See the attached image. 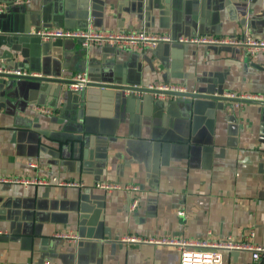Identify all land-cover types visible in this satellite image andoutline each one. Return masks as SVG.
Wrapping results in <instances>:
<instances>
[{"label":"crops","instance_id":"1","mask_svg":"<svg viewBox=\"0 0 264 264\" xmlns=\"http://www.w3.org/2000/svg\"><path fill=\"white\" fill-rule=\"evenodd\" d=\"M89 1L97 12L89 30L264 40V0ZM81 2L0 0V69L36 75L0 77V178L49 182H0V264H180L178 250L152 242L182 238L263 246L264 106L124 91L173 84L212 98L264 97V52L177 43L86 49L33 37L82 29L64 26ZM69 19L77 26L80 18ZM78 72L118 88L74 93L52 81ZM223 257L264 264L244 251Z\"/></svg>","mask_w":264,"mask_h":264},{"label":"built area","instance_id":"2","mask_svg":"<svg viewBox=\"0 0 264 264\" xmlns=\"http://www.w3.org/2000/svg\"><path fill=\"white\" fill-rule=\"evenodd\" d=\"M25 1H18L16 4L22 5ZM6 9L4 4L0 3V12ZM44 41H55V40H72L78 41L86 49H90L94 45H108L114 48L118 47H132L138 50L154 49L162 44H190V45H211V46H229L236 48H244L248 51L250 56L256 57L259 53L264 52V40H257L252 36L245 35L242 38L237 37H209L201 36L198 38H178L174 39L169 35H154L147 34L144 32L138 33H126V32H115V31H96V30H83V29H63V28H53L45 29L38 32H34ZM176 40V41H175ZM12 74L16 77H33L34 74H29L24 70L17 69L13 71L6 72L0 69V74ZM68 88L74 93L82 92L87 85L92 83V80L86 73L78 72L73 74L68 80ZM126 94H152L155 98L160 100H165L166 98H174L170 94L183 95L187 94V89L176 86L173 84H165L160 86H148L144 90L139 89H127L124 91ZM222 97V96H220ZM222 98L227 99H240L241 101L236 103L237 106L245 105L244 101L250 102H264V97L262 96H247L241 95L237 96L234 94H225ZM46 112L47 110H42ZM0 182H10V183H21L25 186L30 184H44L47 185L49 182L39 181V180H7L0 178ZM56 182V180H54ZM59 185L64 186H81V184L75 182H59ZM99 188L106 190L108 192L112 191H122L128 194L134 193L138 194L140 188L138 186L127 185L121 186L117 184L101 183L98 185ZM138 198H134L131 202V209L135 210L138 206ZM184 215V212H180ZM1 233V232H0ZM56 237L70 240L76 239L74 235L70 234H57ZM129 243H139L140 240L136 238L126 239ZM160 247L173 248L178 250L180 254V264H224L223 254L226 251H244L249 252L252 255L254 261H264V245L254 246L249 243L238 242L232 238H227L220 241H213L210 239L206 240H188V239H168L159 240L152 242ZM45 264H53L46 262Z\"/></svg>","mask_w":264,"mask_h":264},{"label":"water","instance_id":"3","mask_svg":"<svg viewBox=\"0 0 264 264\" xmlns=\"http://www.w3.org/2000/svg\"><path fill=\"white\" fill-rule=\"evenodd\" d=\"M83 2V3H82ZM81 4H79V6L77 7V11H73L72 14H66V18H65V23H64V26L66 28H82V29H87L88 28V18L89 16H91L93 13H97L96 11L94 12V9L92 8L91 4H90V1L89 0H82ZM198 2V0H197ZM80 14H81V17H80ZM74 15H76L77 17H79L80 19H78L77 21V26H76V22H74L73 20H70L69 17H73ZM34 38H37L38 40H40V37L38 36H33ZM52 42H46L45 45H44V49H46L47 47H49V45H51ZM0 77H8L7 75L5 74H0ZM14 78V76H11ZM18 79H36V78H32V77H28V78H23V77H17ZM53 82H57V83H63V84H66L68 86V84L70 83L69 81L67 82H64V81H61L60 79H54L52 80ZM87 87H103V88H109V89H114V88H118V87H114V86H105V85H101V84H94V83H90L87 85ZM72 92V91H71ZM170 95H173V96H177V97H190V98H198V99H212V100H215V101H229V99L227 98H212V97H207V96H199V95H196V94H190V93H187V94H183V95H178V94H170ZM230 101H233L235 103H238L240 102L241 100L240 99H230ZM245 104H256V105H261V106H264V102H250V101H245L243 100Z\"/></svg>","mask_w":264,"mask_h":264}]
</instances>
